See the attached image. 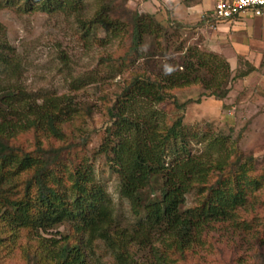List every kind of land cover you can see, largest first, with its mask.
<instances>
[{"label": "trees", "instance_id": "16d2710c", "mask_svg": "<svg viewBox=\"0 0 264 264\" xmlns=\"http://www.w3.org/2000/svg\"><path fill=\"white\" fill-rule=\"evenodd\" d=\"M85 2L0 0V10L73 17L86 48L118 42L76 75L61 54L74 90L55 93L20 82L23 59L0 36V245L25 264H209L200 249L212 252L209 235L225 224L252 249L264 246V171L229 135L195 133L184 111L200 98L181 101L176 93L199 86L200 97L222 100L232 79L227 61L191 46L156 53V41L145 48L163 28L153 15L127 0H96L86 16ZM205 19L216 21L210 12ZM126 72L113 99L102 97L107 122L97 153L117 175L127 215L97 177L86 152L90 134L68 133L87 112L71 92ZM192 140L204 149L193 152Z\"/></svg>", "mask_w": 264, "mask_h": 264}, {"label": "rangeland", "instance_id": "374dc122", "mask_svg": "<svg viewBox=\"0 0 264 264\" xmlns=\"http://www.w3.org/2000/svg\"><path fill=\"white\" fill-rule=\"evenodd\" d=\"M95 2L86 0V16L93 13ZM127 5L132 10L153 15L163 25L156 39L153 36L146 38L145 48L155 41L162 46L161 49L154 48L156 53L159 50L163 52V48L170 52L179 46H191L219 54L227 61L232 79L227 83L229 91L222 100L200 97L202 88L199 86L176 91L181 101L200 98L199 102L187 105L184 122L201 135H229V140H235L243 153L256 159L257 171H264V12L259 16L245 13L235 19L202 21L209 13L212 0H201L197 5H193V0H127ZM0 27V36L15 47L23 59L24 71L20 82L32 90L45 89L55 93L74 90L69 83V64L61 63V54L67 57L76 75L94 68L100 55L114 53L118 48L115 39L107 45L95 43L91 49L84 47L73 17L67 15L37 11L21 13L14 8H4L0 10ZM106 34L105 30L98 32L100 37ZM129 75V72L111 73L96 84H86L71 92L75 95L74 102L80 108L87 106V112H80L73 123L68 124L71 136L78 138L79 135L90 134L86 152L93 159L97 177L105 184L114 207L126 215L128 205L119 196L117 175L97 150L107 122V102L102 97L112 98ZM192 144L193 152L204 149L199 142ZM262 192L263 197L264 188ZM209 236L213 251L205 253L200 249L199 252L201 259L209 264H237L238 257L245 261L244 264L246 259L249 260L247 264H264V246L256 244L252 249L244 236L231 226H216ZM2 246L0 264H25L18 251Z\"/></svg>", "mask_w": 264, "mask_h": 264}, {"label": "built area", "instance_id": "2783aa9c", "mask_svg": "<svg viewBox=\"0 0 264 264\" xmlns=\"http://www.w3.org/2000/svg\"><path fill=\"white\" fill-rule=\"evenodd\" d=\"M264 12V0H212L211 17L215 20L235 19L240 14L256 16Z\"/></svg>", "mask_w": 264, "mask_h": 264}, {"label": "clouds", "instance_id": "9594fccd", "mask_svg": "<svg viewBox=\"0 0 264 264\" xmlns=\"http://www.w3.org/2000/svg\"><path fill=\"white\" fill-rule=\"evenodd\" d=\"M209 12H210V10H209ZM217 21V20H216Z\"/></svg>", "mask_w": 264, "mask_h": 264}]
</instances>
